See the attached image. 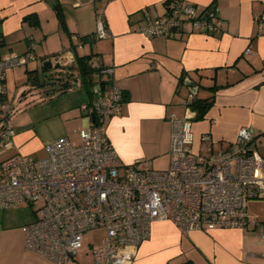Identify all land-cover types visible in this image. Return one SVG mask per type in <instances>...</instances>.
I'll list each match as a JSON object with an SVG mask.
<instances>
[{"label":"crops","instance_id":"obj_1","mask_svg":"<svg viewBox=\"0 0 264 264\" xmlns=\"http://www.w3.org/2000/svg\"><path fill=\"white\" fill-rule=\"evenodd\" d=\"M165 1L0 0V55H23L30 43L35 45L30 50L34 60L23 65L34 72L23 86L13 119L7 118L6 127L14 134L3 158L21 153L41 159L45 146L60 137L79 145L78 131L93 122L83 109L92 94L79 82L61 93L39 74L49 70L44 69L46 61L66 71L77 56L86 55L96 66H112L123 92L118 114L105 118L102 126L124 165L139 160L151 169L169 165L173 115L191 120L194 152L217 153L247 126L258 152L264 153V0H184L199 12L217 6L222 30L214 35L144 36L139 31L144 12L164 13ZM98 17L110 36L81 41L79 37L94 34ZM195 99L209 103L202 117L196 118L198 110L185 103ZM202 134L211 141L202 143ZM10 210L15 209L0 212V264H55L25 248L26 220ZM150 232L132 264H264V240L252 225L182 231L166 219L155 220ZM82 248L83 242L65 264H94L91 247L84 253Z\"/></svg>","mask_w":264,"mask_h":264},{"label":"built area","instance_id":"obj_2","mask_svg":"<svg viewBox=\"0 0 264 264\" xmlns=\"http://www.w3.org/2000/svg\"><path fill=\"white\" fill-rule=\"evenodd\" d=\"M219 14L217 6L199 12L193 3L167 0L164 13L144 12L139 31L149 37L214 35L224 25ZM109 36L98 17L92 39ZM34 46L30 43L23 55H0V98L5 70L34 60ZM99 69L92 98L83 105L94 122L78 131L79 145L60 137L45 146L41 159L21 153L3 158L14 130H1L0 210L42 202L40 215L22 224L25 248L65 264L82 246L83 234L100 227L103 237L90 245L94 264H132L139 244L151 234V224L166 219L182 231L252 225L264 240V220L250 222L246 203L264 199V153L258 152L252 129L239 128L235 141L217 153H197L191 146V120L173 115L169 165L151 169L139 160L126 166L102 126L105 118L118 114L123 92L112 66ZM1 105L0 99V110L7 112ZM200 141L208 143L210 136L202 134Z\"/></svg>","mask_w":264,"mask_h":264},{"label":"rangeland","instance_id":"obj_3","mask_svg":"<svg viewBox=\"0 0 264 264\" xmlns=\"http://www.w3.org/2000/svg\"><path fill=\"white\" fill-rule=\"evenodd\" d=\"M59 55L60 54L53 55L51 57L52 60H55L56 56H59ZM5 71H6V77L3 83L5 85L4 90L6 92L5 93L6 99L4 97V100L1 101L2 103L1 106H4L6 104L5 106L8 108V111L6 112L7 117H9L12 120L13 119L12 117L15 115V112L19 108L18 105H21L19 103L22 102L21 100L22 95H23L22 93L25 90L23 86L27 85L28 83V73L26 72L25 66L23 65H15L14 67L7 68ZM55 71H56V68H53V67H51V69L49 70H44L41 74H39L40 80H45L47 82L51 81L50 76L54 75ZM46 74L48 75V77ZM0 115L4 116L5 115L4 111H0ZM1 122L6 123L7 125L8 119L5 118L3 120H0V123ZM2 142L3 141H0V147H2ZM4 156H6V153ZM164 162H165V159L163 158L160 164L162 163L164 164ZM164 168H160V169H164ZM246 203H247V212H248V215L250 216L249 221L250 222L255 221V220L263 221L264 220V199H250ZM41 206H42V202L39 200L34 201V203L31 205L23 202L21 203L18 209L10 210L11 212H9V214L15 217L23 216V219L26 220L24 223H27V222L33 221L37 215H40L38 209ZM0 212H4V211L0 210ZM83 235H84L83 248L81 251L84 253L85 250L86 251L90 250V247H89L90 244H95L103 237L104 229L97 227L95 229L86 231Z\"/></svg>","mask_w":264,"mask_h":264},{"label":"trees","instance_id":"obj_4","mask_svg":"<svg viewBox=\"0 0 264 264\" xmlns=\"http://www.w3.org/2000/svg\"><path fill=\"white\" fill-rule=\"evenodd\" d=\"M31 17H33V16H31ZM27 19H30V17L29 18L25 17V20H27ZM30 22L33 23L34 25L36 24V22L33 20H30ZM90 37L92 38V36L85 35V36H81L79 38L81 41H86V40L90 39ZM2 41H3L2 36H0V45H1ZM91 57H92L91 55L77 56L75 59V61H76L75 65L65 67L66 71H64L62 68L57 69L54 72V75L50 76L51 81H49L46 84H48L50 86L54 85L55 88H57L61 93H63L68 88L76 85V82H79L91 94L92 93L91 86L94 83V79H95L94 77H96V75H98L99 71H100L99 66H96V64L94 65ZM26 72L29 75L30 73H33L34 71L27 69ZM47 77H48V75H47ZM4 80H5V78H4ZM42 85H45V84H42ZM55 88L53 87L52 90H55ZM52 90H50V91H52ZM4 97H5V93L3 94V96H1V98H0L1 101L4 100ZM208 105H209V103L204 99H197V100L195 99L194 101L190 102V107L194 110H198V114H197L196 118L203 116V114L207 110ZM7 110H8V108H7ZM0 111H2V110H0ZM5 118H8L6 112H5L4 116L0 115V120H3ZM5 126H6L5 123L4 124L0 123V141H1V137H2V131L1 130ZM179 264H194V263H192L191 260H185Z\"/></svg>","mask_w":264,"mask_h":264},{"label":"water","instance_id":"obj_5","mask_svg":"<svg viewBox=\"0 0 264 264\" xmlns=\"http://www.w3.org/2000/svg\"><path fill=\"white\" fill-rule=\"evenodd\" d=\"M51 67H52L51 60H50V61H46V62H44V69H46V68L51 69ZM53 67H55V68H59V65L56 64V65H54ZM92 121L94 122V119H93Z\"/></svg>","mask_w":264,"mask_h":264}]
</instances>
